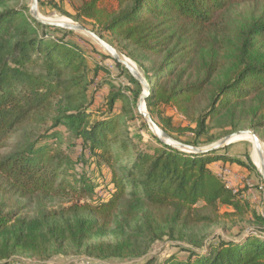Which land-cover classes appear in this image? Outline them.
I'll return each instance as SVG.
<instances>
[{"label": "trees", "instance_id": "trees-1", "mask_svg": "<svg viewBox=\"0 0 264 264\" xmlns=\"http://www.w3.org/2000/svg\"><path fill=\"white\" fill-rule=\"evenodd\" d=\"M113 1V10L100 0H82L74 15L58 11L90 21L92 30L101 38L107 33L140 67L150 85L146 109L168 136L184 143L173 134L190 132L192 140L184 144L196 146L211 127L264 131V0ZM72 35L37 22L27 5L0 8V193L69 202L60 215L79 248L115 223L138 222L145 229L136 236L139 243L120 237L84 246L95 259L86 264L141 258L163 235L160 227L170 226L169 237L184 239L188 230L212 223L220 205L243 215L242 190L232 193L214 164L245 162L231 158L228 146L188 152L154 135L155 145L138 148L113 112L124 92L111 93L106 106L86 101L89 70ZM96 71L109 70L99 65ZM167 108L188 125L175 126ZM78 141L81 154L73 158L66 148ZM80 162L89 173H77ZM246 165L255 169L250 161ZM16 214L0 210V235ZM252 217L255 228L235 239L219 238L203 250L199 242L176 244L177 251L161 260L145 256L132 264H264V215L252 211ZM36 236L33 230L18 233L12 243L0 241V264H14L9 259L18 249L43 253L44 237L35 242Z\"/></svg>", "mask_w": 264, "mask_h": 264}, {"label": "rangeland", "instance_id": "rangeland-1", "mask_svg": "<svg viewBox=\"0 0 264 264\" xmlns=\"http://www.w3.org/2000/svg\"><path fill=\"white\" fill-rule=\"evenodd\" d=\"M30 1L31 0H4L0 3V8L19 7L20 5H27L29 7ZM81 1L82 0H39L38 11L40 16L63 17L66 21L79 23L85 28L92 30L93 27L90 21L78 22L69 16L74 15L75 7L78 6ZM99 5L108 10H113L117 7L116 2L113 0H100ZM58 7L62 8L69 15L58 11ZM241 10L246 12V8L244 7H242ZM101 35L105 41L120 51L116 43L107 33L102 32ZM69 39L79 44L87 62L89 73L87 75L88 96L86 101L91 98L96 106H106L111 93L122 92L120 79H124L126 82L124 90L127 93H123L125 99L119 98L114 102L113 112L120 116V120L123 121L134 144L138 148L146 149L149 146L155 145V139L153 138L151 129L146 120L138 114L136 108L138 96L143 92V89L140 88V90H138L137 85L129 82L126 76L127 72L120 70L114 64L112 58L106 57V51L89 35L82 31H74V35L70 36ZM121 53L125 58H128L123 52ZM128 60L134 64L142 78L147 82L140 67L131 59L128 58ZM99 62L102 65H100ZM99 65L107 68L109 71L97 72L96 68ZM93 70L97 72L95 76H92ZM137 92H139L138 96L136 95ZM142 107L144 108V106ZM129 108L131 109L130 114L128 113ZM165 115L171 117L172 123L175 126L184 127L188 125L187 120L175 109L167 108L165 110ZM246 128L251 129L248 125L239 126L237 129ZM44 129L45 126L41 127V130ZM61 129L63 130L64 128L61 126ZM233 131L235 130L230 127H211L206 135L196 140V146L201 148L208 147ZM257 135L264 144V131H258ZM173 136L184 143L192 140V134L190 132L174 133ZM226 146H228L226 151L231 158L237 157L245 162L244 165L235 162L231 164L228 163V166L232 168L237 177L241 178V180L238 179L235 181V184L242 190L243 197L247 202L246 210L243 215L238 214L229 206L220 205L218 208V215L214 217L212 223L198 225L188 230L184 239L169 237L167 233L169 232L170 226H162L160 230L164 232L163 235L149 243L146 254L141 258L127 260L112 258L99 262L106 264H132L145 256H151L155 257L157 260H161L164 256L177 251L176 244L185 247H193V242H199L202 244L199 249L203 250L206 244L217 242L219 238L235 239L239 235L253 230L255 225H253L252 211L264 215V179L262 175L259 174L257 166H255L252 161V145L248 140H235ZM81 149L82 146L78 141L76 145L68 146L66 151L75 158L76 153L80 152ZM246 152L248 153V159L245 158L244 155ZM247 161H250L255 169L249 168L246 165ZM233 168L236 171H234ZM77 170L78 174H81V172H90L86 164L82 162L78 163ZM214 170H216L215 167ZM69 204V202L57 198H34L30 200L26 198L10 197L0 193V210L4 213L9 211L17 212L9 228L0 235V241L4 242L7 239L8 243H12L13 238H15L18 233L21 232L24 236H27V232L29 233L35 230L38 231V236L34 237L35 242H38L39 236H43V245L46 247V250L38 255L25 251L24 249H18L12 254L9 260L13 261L14 264H86L93 262L95 259L87 255L84 246L95 242H108L113 244L120 237L132 238L131 241L139 243V238L136 236L138 232H144L145 230L138 222L123 221L124 223H115L105 234L100 231L95 232L93 238L86 241L83 247L79 248L69 239L67 235L69 228L65 224V219L60 215L61 209L66 208ZM226 213L230 215L227 216ZM145 241L147 242L146 239ZM179 255L182 257L186 256L185 253H179Z\"/></svg>", "mask_w": 264, "mask_h": 264}, {"label": "water", "instance_id": "water-1", "mask_svg": "<svg viewBox=\"0 0 264 264\" xmlns=\"http://www.w3.org/2000/svg\"><path fill=\"white\" fill-rule=\"evenodd\" d=\"M38 5H39V0H31L29 4V13L34 19H36L37 22L50 25V26H55L61 29H66V30H71V31H82L86 33L91 38H93L106 51L107 55H109L117 63L121 64L126 69V71L139 83V85L143 89V92H141V94L138 96V99L136 102V108H137L138 114H140L146 120L153 135L156 136L160 142L170 144L175 148L183 149L188 152L207 153L209 151H214V150L223 148L224 146L234 142L235 140L233 141V138L235 137L249 135L252 137V141H253L256 151L259 154H261L264 144L259 139V136L257 135V133L253 129H248V128L235 130L231 132L230 134L224 136L221 140L215 142L214 144L208 147H204V148L184 144V143L173 140L170 136L167 135V133L164 130L161 129L158 123L155 120H153L150 114L148 113L146 106H145V99L150 92V85L147 82H145V80L142 78L140 72L135 68V66L131 65V63L125 59V56L120 51H118L113 45H111L110 43L105 41L103 38H101L96 32L85 28L83 25L79 23L71 22V21L42 18L38 11ZM142 105L144 106L145 111L141 110ZM168 140L175 142V144ZM259 174L262 175L264 179V175L262 174L261 171H259Z\"/></svg>", "mask_w": 264, "mask_h": 264}, {"label": "built area", "instance_id": "built-area-1", "mask_svg": "<svg viewBox=\"0 0 264 264\" xmlns=\"http://www.w3.org/2000/svg\"><path fill=\"white\" fill-rule=\"evenodd\" d=\"M100 65H102L99 62ZM120 84H121V88H122V92L127 93L124 89H125V80L124 79H120ZM214 167L216 168V171L220 177V179L224 182V184L226 185V187H228L229 189H231L232 193H236L238 190L237 185L235 184V181H237L238 179L241 180L240 177H237V175L233 172L232 168L228 165H221V164H215ZM239 180V181H240Z\"/></svg>", "mask_w": 264, "mask_h": 264}, {"label": "bare ground", "instance_id": "bare-ground-1", "mask_svg": "<svg viewBox=\"0 0 264 264\" xmlns=\"http://www.w3.org/2000/svg\"><path fill=\"white\" fill-rule=\"evenodd\" d=\"M41 17L43 18V17H45V16H42L41 15ZM46 19H54V20H63V21H66V19L65 18H63V17H59V16H55V17H45ZM128 62H130L129 60H128V58H125ZM131 63V62H130ZM131 65H133L134 66V64L133 63H131ZM143 106V105H142ZM141 106V110L142 111H145L144 110V108ZM241 140V139H243V140H248L250 143H251V145H252V152H251V157H252V161H253V163L255 164V166H257V168L259 169V171H261L262 172V174L264 175V147H263V149H262V152H261V154H259L257 151H256V149H255V147H254V144H253V141H252V137L251 136H249V135H243V136H238V137H235V138H233V140ZM169 141H171V140H169ZM173 142V141H172ZM175 143V142H174Z\"/></svg>", "mask_w": 264, "mask_h": 264}, {"label": "crops", "instance_id": "crops-1", "mask_svg": "<svg viewBox=\"0 0 264 264\" xmlns=\"http://www.w3.org/2000/svg\"><path fill=\"white\" fill-rule=\"evenodd\" d=\"M237 167V166H236ZM234 169V168H233ZM234 171H236L235 169H234Z\"/></svg>", "mask_w": 264, "mask_h": 264}]
</instances>
